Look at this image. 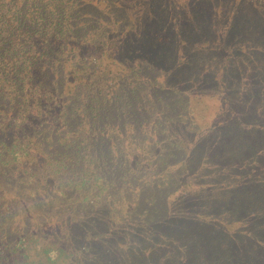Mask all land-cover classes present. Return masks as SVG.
I'll return each instance as SVG.
<instances>
[{"label":"trees","instance_id":"1","mask_svg":"<svg viewBox=\"0 0 264 264\" xmlns=\"http://www.w3.org/2000/svg\"><path fill=\"white\" fill-rule=\"evenodd\" d=\"M175 4L0 0V264H97L117 216L116 245L141 236L147 264H264V188L251 184L264 176V61L232 42L220 70L196 46L216 91L196 89ZM234 5L264 19V0Z\"/></svg>","mask_w":264,"mask_h":264},{"label":"rangeland","instance_id":"2","mask_svg":"<svg viewBox=\"0 0 264 264\" xmlns=\"http://www.w3.org/2000/svg\"><path fill=\"white\" fill-rule=\"evenodd\" d=\"M183 1L184 0H173V2L179 5V6L177 5V7L181 6V10L176 13V16L181 17V18H189V19H187L186 21L180 22L179 24L180 26L177 24L176 21H173L175 22L173 27L178 33V37L176 36V38H173V40H174V43L178 41H182V40L184 41L183 46L189 54V57L186 61L187 62L186 66L189 68L188 70L189 74H192V73L196 74L194 78V83H193V86L196 89L201 88V87L208 89L207 90L208 94L216 91V88L212 86L210 82V71H213L215 69L214 65L209 70V68L204 67L203 65H200V64L195 65L192 62L194 61L193 55L196 54L198 50L196 46H200V45L207 46L208 48L205 49L206 57L207 58L209 57L210 59L213 58L216 64H220V70L222 69L221 67L222 63L224 61L226 62V57L228 55L231 56V53H233L232 48L229 47L231 46L232 42L235 47L238 44L237 47L241 48V50H239V52L241 53H247V51H245V48H246L245 41L252 42L257 52H259V56H261L262 61H264V19L262 20L261 18H257L254 16L252 17L251 15L250 16L246 15L242 7L240 8L238 7V9L234 10V7L236 6L234 5V3L237 0H232V2L230 3V6L226 7L224 12L222 11L223 4L221 3L219 4L217 2L214 4V1L211 2L209 0H196L198 3L194 4L195 6L194 5L190 6V4L184 3ZM242 4L243 6H246L244 2H242ZM209 6H210V10H209ZM174 11H176L175 8H174ZM257 11H262V8H258ZM194 16H197L198 18L197 24H195L194 22ZM184 29L188 30L190 33H184ZM186 37L190 41L187 40ZM166 41L167 43H172V38L167 36ZM181 48L182 47L180 46L179 47L180 52H182ZM242 55L246 56V54H240V56ZM255 57H256V54L251 56V58H253L252 63L254 65H256ZM245 65L246 66L243 69L244 71L243 75L246 76V82L251 83L252 81L250 80V78L254 76L253 74L259 73V72L256 71L258 70L256 68L252 69L251 67L252 65H248V64H245ZM232 67L230 66V68L232 69L231 73L234 74L233 76H236L237 72L241 71L239 70L240 67L239 65L237 66L239 68L234 67V66ZM247 68L251 70H247ZM260 73L262 72L260 71ZM257 76L258 75H256V77ZM257 79H259V81L264 82V79L262 78V76L257 77ZM254 80H256V78ZM228 81H231V80H228ZM228 83L229 82L225 83V81L222 82V86L224 87V90L226 89V85ZM237 87H240V85L236 84L235 89H237ZM225 98L230 99L227 96ZM225 98H224V103L227 105L229 101ZM209 100H210V96L208 98H205L206 103ZM213 105L218 106L220 108L219 112L225 111V105L220 102V99H214ZM210 132L215 133L214 135L215 137H217L218 141H221V140L222 142L226 141V136H225V133L220 128V123H218L217 126ZM254 148L257 150L256 155L259 156L260 151L256 144H254ZM251 151L252 150L250 149V147H247V149H245L243 153H241L242 157L239 156L241 158H238V157L236 158V162L238 164L239 169H242V170L245 169L241 167V165L243 164L241 161L243 157H246V156L249 157L250 156L249 152ZM211 157L214 158L217 164L223 163V158L221 156L214 154V155H211ZM247 173L248 172L245 170L238 174V179L236 180L238 185L240 182L242 183ZM252 183H254L253 186H255L256 184L258 189H260V187L264 188V176L255 177L253 180H251V184ZM43 191L45 193L46 191L45 188H43ZM251 195H253V192H251ZM60 199L63 203H66V204L68 200H72L66 197L60 198ZM116 218L114 220L112 219V217L107 218L108 224H109L108 228L107 230L104 231L103 234H101V236L103 237L105 241L103 244L104 246L102 245L103 255L102 257L97 255L94 258V263H96L98 260L102 261V262L98 261L100 264H147V263L153 262L152 259H148L145 256V245L143 242V238H140L141 237L140 235H139L140 237L138 238V241L137 239L132 240L130 243L127 244V246H124V243H123V247H122L123 249H119V247L116 245L114 241V237L116 236V234H119V235L121 234L120 229H118L117 224H116L119 216H117ZM123 219H125V217H123ZM40 223L43 225V227H46V226L50 227L55 222H50V220L44 219V220H40ZM54 225H53V228H56ZM91 239L94 241V238H91ZM91 239H90V242H92ZM113 247L117 249V254H119L116 257H115Z\"/></svg>","mask_w":264,"mask_h":264}]
</instances>
